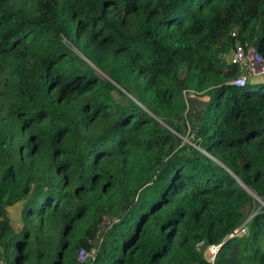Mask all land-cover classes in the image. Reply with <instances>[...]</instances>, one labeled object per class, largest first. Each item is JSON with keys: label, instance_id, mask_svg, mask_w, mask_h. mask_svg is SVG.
Returning <instances> with one entry per match:
<instances>
[{"label": "trees", "instance_id": "trees-1", "mask_svg": "<svg viewBox=\"0 0 264 264\" xmlns=\"http://www.w3.org/2000/svg\"><path fill=\"white\" fill-rule=\"evenodd\" d=\"M237 45L264 59V0H0V263L264 264Z\"/></svg>", "mask_w": 264, "mask_h": 264}, {"label": "built area", "instance_id": "built-area-1", "mask_svg": "<svg viewBox=\"0 0 264 264\" xmlns=\"http://www.w3.org/2000/svg\"><path fill=\"white\" fill-rule=\"evenodd\" d=\"M238 34L237 30L232 33V37H236ZM232 62L237 64L245 69V74L243 77L234 81L232 85L236 87H244L246 85V81L254 80L264 76V59L259 55L256 48L251 47L248 50L242 45H237L235 53L232 57ZM196 95L193 91H184V96L187 100L190 96ZM256 213H252V215L244 222L240 227H238L229 238L242 237L246 236L249 233V228L247 226L248 222L255 216ZM110 224V219L107 221L106 225L102 228L108 227ZM101 240V239H100ZM221 244L219 245H211L205 247L204 243L200 244V248L204 249V256L207 262L210 264H215L218 253L221 248ZM97 249L94 248L91 252L82 251L80 254L79 261L81 263H86L91 260L94 261L96 257ZM0 264H4L1 262Z\"/></svg>", "mask_w": 264, "mask_h": 264}, {"label": "rangeland", "instance_id": "rangeland-1", "mask_svg": "<svg viewBox=\"0 0 264 264\" xmlns=\"http://www.w3.org/2000/svg\"><path fill=\"white\" fill-rule=\"evenodd\" d=\"M95 68V67H94ZM96 71H97V73L101 76V77H103V78H107V76L106 75H104L102 72H100L98 69H96ZM258 81H264V76L263 77H261V78H257V79H254V80H252V82L253 83H255V82H258ZM118 97V96H117ZM196 97V95H191L190 96V98H188L189 100L190 99H193V98H195ZM191 127H189V129H188V131H187V134L188 135H190L191 137L193 136V133L191 132ZM187 142H188V140H186ZM247 188V187H246ZM249 191H250V193H251V195L253 196V198H255L256 200H257V196L256 195H254V193L249 189V188H247ZM261 203V207H264V202L262 203V201L260 202ZM12 216H13V219L14 220H16V218H17V214H16V211L15 210H12Z\"/></svg>", "mask_w": 264, "mask_h": 264}, {"label": "water", "instance_id": "water-1", "mask_svg": "<svg viewBox=\"0 0 264 264\" xmlns=\"http://www.w3.org/2000/svg\"><path fill=\"white\" fill-rule=\"evenodd\" d=\"M244 187V186H243ZM245 189H246V191L249 193V194H251L250 193V191L246 188V187H244ZM260 202H261V200H260ZM263 203V202H262ZM103 228V227H102Z\"/></svg>", "mask_w": 264, "mask_h": 264}, {"label": "crops", "instance_id": "crops-1", "mask_svg": "<svg viewBox=\"0 0 264 264\" xmlns=\"http://www.w3.org/2000/svg\"><path fill=\"white\" fill-rule=\"evenodd\" d=\"M261 78V77H260Z\"/></svg>", "mask_w": 264, "mask_h": 264}]
</instances>
